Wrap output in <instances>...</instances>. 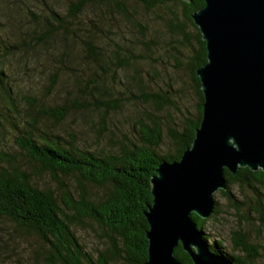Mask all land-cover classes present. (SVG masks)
Segmentation results:
<instances>
[{
  "label": "trees",
  "instance_id": "obj_1",
  "mask_svg": "<svg viewBox=\"0 0 264 264\" xmlns=\"http://www.w3.org/2000/svg\"><path fill=\"white\" fill-rule=\"evenodd\" d=\"M107 1L109 0L72 1L67 16L49 8L43 24L46 35L51 36L60 32L64 41H67V36H75L81 45L82 59L85 62H101L105 51L95 43L91 34L82 31L80 21L77 20L90 3L101 5ZM133 1L141 10L161 11L166 16L160 15L171 34L170 44L187 50L192 45L191 38L195 43L193 50L186 56V66L198 98L197 113L193 119L186 120L180 132L173 134L174 153L162 155L158 151L163 142V131L162 127L154 122L149 126L142 124L143 130L140 131L139 137L128 138L114 152L99 154L77 148L73 137L66 139L50 129L43 128L41 118L45 111L37 102L30 103L31 114L27 117L22 116L15 104L13 90L9 86V76L6 74L7 62L14 55L13 50L16 46L6 43L0 36V125L7 121L9 113L14 115L10 119L14 127H18L14 138V143L19 148L17 154L23 156L29 165V167L22 165L15 156L5 154L6 157L1 156L4 164H0V217L35 235L47 248L48 264H145L148 259L149 243L146 232L149 225L144 211L153 200L151 177L156 174L161 161L180 160L183 152L191 146L202 120L204 97L197 69L207 62V52L192 15L205 5V0ZM109 3V6L118 10L120 16L138 25L139 20L125 4L117 0ZM75 21L76 29L73 27ZM82 34L85 36L82 37ZM143 35L139 39L148 41L149 37ZM175 45L172 48L178 52ZM68 50H62V55L67 56ZM133 55L134 52L117 44L111 58L115 67L127 70L132 64L137 63L138 57L134 58ZM148 58V54L140 56L141 61ZM58 84V78L53 79L47 93L50 94ZM139 87L141 89V86ZM81 90L87 95V103L80 102L78 98L67 108L61 106L49 108L48 113L58 121V124L67 117L71 107L95 104L98 101L96 94L102 91L103 87L97 83L84 84ZM145 98L146 102L159 101V96L155 94L147 93ZM2 103L7 109V114ZM43 174H48L56 182L59 194L49 187L41 188L38 185L35 177ZM61 176L74 178L76 190L73 191L62 182ZM225 177L227 190L219 193L238 211L240 206L231 192L232 187L238 185L253 190L255 212L264 227V206L259 190L264 188V171L252 172L248 168H241L238 174L233 176L226 170ZM87 185L99 188L102 192L92 194ZM215 201V211L208 219L203 220L193 215L205 234L207 246L232 264H247L253 261L257 255L256 249L249 244L248 238L241 230L232 234L231 254L223 252L222 242L219 240L211 242L212 237L206 232V227L207 222L219 214L216 198ZM87 221L96 224L108 239L107 248L98 251L96 256L86 250L75 231L76 224ZM238 253H242L244 258ZM175 255L182 264H192L181 245L176 249Z\"/></svg>",
  "mask_w": 264,
  "mask_h": 264
},
{
  "label": "rangeland",
  "instance_id": "obj_2",
  "mask_svg": "<svg viewBox=\"0 0 264 264\" xmlns=\"http://www.w3.org/2000/svg\"><path fill=\"white\" fill-rule=\"evenodd\" d=\"M72 1L76 2L0 0V36L6 43L16 46L14 55L7 62L6 74L19 113L27 117L32 113L30 103L37 102L45 111L41 118L43 128L66 139L73 137L77 148L99 154L114 152L128 138L139 137L142 124L149 126L154 122L163 131V142L158 151L162 155L174 153L173 134L180 132L186 120L193 119L197 113L198 98L186 66V56L193 50L194 40L191 38L192 45L187 50L170 44L171 34L160 17L163 15L161 11L141 10L133 0L117 1L135 14L138 25L128 22L116 8L109 6V1L115 0L101 5L90 3L77 21H80L85 34L93 36L95 43L105 51V56L98 63L85 62L75 36H67V41H64L60 32L48 36L44 31V16L48 9L67 16ZM77 21L73 22L74 29ZM141 35L148 36L149 40L139 39ZM117 44L134 52L132 57H138L137 63L127 70L118 69L112 61L111 55ZM174 45L178 52L173 50ZM64 49H69L67 56L62 55ZM146 54L149 55L148 60L141 61L140 56ZM55 78L59 84L48 94L50 83ZM94 83L103 87L96 94L98 101L95 104L71 107L59 124L48 113L49 108H67L74 99L87 103V95L81 86ZM147 93L159 96V101L146 102ZM3 108L7 114V109ZM11 116L14 115L9 113L3 127L0 125V164H4L2 155H11L29 167L25 158L17 154L19 148L14 138L18 127H14ZM60 180L76 190L74 178L61 176ZM35 181L41 188L49 187L56 194L60 192L48 174L35 177ZM87 187L92 194L102 192L99 188ZM259 190L264 206V188ZM231 192L240 209L236 211L225 196L216 193L219 214L207 222L206 232L210 233L211 242L219 240L223 252L231 254L232 234L241 230L257 253L247 264H264V227L255 212L254 191L234 185ZM75 231L92 255L96 256L98 251L107 248L108 239L96 224L88 221L76 224ZM238 254L244 258L242 253ZM47 259V248L35 235L0 217V264H48Z\"/></svg>",
  "mask_w": 264,
  "mask_h": 264
},
{
  "label": "water",
  "instance_id": "obj_3",
  "mask_svg": "<svg viewBox=\"0 0 264 264\" xmlns=\"http://www.w3.org/2000/svg\"><path fill=\"white\" fill-rule=\"evenodd\" d=\"M192 19L207 52L197 69L202 120L180 160L161 161L151 177L145 264H182L180 245L192 264H232L209 249L193 215L214 213L226 170L264 171V0H205Z\"/></svg>",
  "mask_w": 264,
  "mask_h": 264
}]
</instances>
